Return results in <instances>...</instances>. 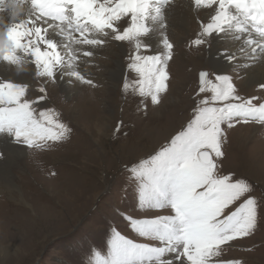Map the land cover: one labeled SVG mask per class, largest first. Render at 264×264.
Instances as JSON below:
<instances>
[{
  "label": "snow or ice",
  "instance_id": "snow-or-ice-1",
  "mask_svg": "<svg viewBox=\"0 0 264 264\" xmlns=\"http://www.w3.org/2000/svg\"><path fill=\"white\" fill-rule=\"evenodd\" d=\"M173 0H0V62L20 65L25 58L36 76L55 82L69 75L83 84L94 82L76 65L92 57L93 49L114 40L133 45L128 68L138 74L136 90L162 103L169 91L174 44L161 32L166 54H144L142 39L157 23L167 27L165 9ZM197 8L212 9L209 23L191 46L206 44L207 37L224 32L244 38L250 60L264 58V0H193ZM26 6L21 15L18 9ZM7 20V22H5ZM50 33L80 47L66 59ZM226 55V53H225ZM229 59H234L229 57ZM87 62V61H86ZM248 66V65H245ZM71 71L65 73L64 69ZM129 86L125 84V89ZM259 89L264 90V84ZM29 85L0 78V135L29 149L61 142L70 129L54 109L37 111L47 99V88L31 97ZM207 95H202L206 94ZM199 100L189 122L151 156L135 162L128 171L137 186L140 211L168 209L171 214L154 218L125 217L132 231L151 243H137L114 230L106 251L94 249L89 264H243L241 260H218L227 247L249 238L258 229L259 204L244 179L222 174L221 162L226 129L238 124L264 125V98L241 97L230 76L199 73ZM0 153V158H2Z\"/></svg>",
  "mask_w": 264,
  "mask_h": 264
},
{
  "label": "rangeland",
  "instance_id": "rangeland-1",
  "mask_svg": "<svg viewBox=\"0 0 264 264\" xmlns=\"http://www.w3.org/2000/svg\"><path fill=\"white\" fill-rule=\"evenodd\" d=\"M185 1L173 2L186 11ZM194 8L195 20L181 32L182 36L170 33L168 25L164 29L174 48L172 59L166 61L171 77L169 91L163 94L160 105L152 104L150 98L141 97L136 90L138 74L128 68L133 51L128 42L109 40L93 49L92 57H81L77 70L94 86L70 76L71 94L58 85V79L53 83L36 76L30 58L20 65L0 62V68L7 66L15 76L25 77L29 96L41 95L39 87H46L47 99L36 106L37 111L54 109L70 129L64 141L49 142L41 149L19 145L27 150L20 168L4 160V172L10 171L9 177L19 188L12 193L0 192V250H8L0 251V264H89L94 249L106 251L114 230L137 243H151L137 236L125 217L154 218L171 212L140 211L137 186L128 169L166 145L189 122L194 101L200 99L199 73L208 71L213 80L216 75L230 76L241 97L264 98L259 85H244L254 60L249 59L247 50L228 46L233 38L225 36V32L221 33V47L234 53L238 61L234 69L218 72L212 68L209 37L206 44L191 46L206 22L204 13L210 11ZM171 9H165V16ZM142 39L149 47L144 54L154 55L146 37ZM78 47L72 44L71 54ZM162 53L166 54V50ZM116 61L121 62L124 71L117 82H112L110 71L116 70ZM0 78L5 79L1 74ZM9 145H13V138L0 135V160L5 158ZM223 150L221 173L250 183L251 195L259 204L260 220L254 235L234 242L235 247L225 246L215 259L264 264V125L238 124L226 129Z\"/></svg>",
  "mask_w": 264,
  "mask_h": 264
},
{
  "label": "bare ground",
  "instance_id": "bare-ground-1",
  "mask_svg": "<svg viewBox=\"0 0 264 264\" xmlns=\"http://www.w3.org/2000/svg\"><path fill=\"white\" fill-rule=\"evenodd\" d=\"M173 1L176 2V0H173ZM174 2L167 7L169 10L172 8L173 11L170 14H168L167 16H165L166 23L168 26H170L171 30L168 29V31L170 33H176L179 36L180 35L182 36L183 33H181V32L183 30H185L192 21L194 22V20H195V15L193 13L195 10V8H194L195 5L193 3V0H186L185 3L187 4L186 5L187 7H186V11H185V9L177 8L180 6H177L178 4L175 5ZM182 8H184V7H182ZM26 11H27L26 6H22L18 9V12L21 15L25 14ZM210 14H212L211 9L206 14L204 13L203 17H204V19H206L205 23L211 22L210 21ZM4 15H6V14H0V16H4ZM5 22H7V20H5ZM172 27L177 28V29L174 30V29H172ZM178 29H180V31H178ZM2 32H3V29L0 28V40L3 39ZM161 32L165 33V30L160 29L159 24L157 23L156 25L153 26V31L146 37V40H147L146 42L152 47L153 51L155 50L154 55H162L163 54L162 51H164V49H162L163 44H162ZM235 35L236 34L233 32H227V33L225 32V36H230L233 38V41L228 42L227 45L230 47L237 48V49L247 50L248 53L250 54V49L244 43V38L241 37V39L237 40L235 38ZM225 36H223V37H225ZM50 37L52 39L56 40L61 45L65 44V43L69 44V47L67 49H62V51L65 54L66 59L71 60L72 44L68 41H65L62 37L55 35L54 33H50ZM209 39L212 42V49L209 50V61H210L212 68L213 69L215 68L218 72H225V71H228L229 69H234L235 66L233 67V64H236L238 61L235 60L233 52H230V51L226 50V48L221 47L222 46L221 33L220 34L214 33L212 36L209 37ZM120 49H122V45H121ZM225 53H226V55H225ZM229 57H233L234 59H229ZM86 60H87V58H86ZM115 63L117 65L116 70L113 69L110 71V73H111L110 79L112 82H117L119 80V78L121 77V75L123 74V71H124V68H123V65L121 64V62L116 61ZM253 63H254L253 64L254 66L252 68H250L249 69L250 71L245 75L244 85L247 87H252V86L264 84V58H259L258 60L256 59L253 61ZM32 66H33V64H32ZM71 70L72 69H70V68L64 69V72L67 73ZM0 74L4 75V78H5L4 80H12L13 82H18V83H22V80H23V83L25 82L24 76H21V75L15 76V74L12 73L7 66H5V69L0 68ZM67 76H68L67 74L58 75V78H57L58 79V85L62 86V89L65 90L68 94H71V91L68 89V87H69V83H71L70 81H72V79L69 78L70 76H68V77ZM76 89H78V88H76ZM4 157L5 158L3 160H0V192L1 191H7L9 193H12L15 190L17 191L19 186L17 185L16 182H14V178L11 179L9 177L10 171L4 172L6 170L5 167H7V166H4V160L8 159L9 163L11 165L15 164V167L20 168V164H21L20 162L24 161V159H26L25 157H27V150H25L24 147L13 143V145H9L8 147H6V149L4 151ZM20 159H22V160H20ZM1 193L5 194V192H1ZM21 198L23 199V196ZM22 202L25 203L24 200ZM0 251L1 252H7L8 250L7 249H5V250L1 249Z\"/></svg>",
  "mask_w": 264,
  "mask_h": 264
}]
</instances>
